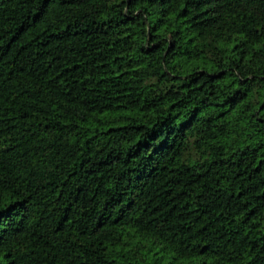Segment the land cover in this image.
<instances>
[{"label": "trees", "instance_id": "trees-1", "mask_svg": "<svg viewBox=\"0 0 264 264\" xmlns=\"http://www.w3.org/2000/svg\"><path fill=\"white\" fill-rule=\"evenodd\" d=\"M0 264H264V0H0Z\"/></svg>", "mask_w": 264, "mask_h": 264}]
</instances>
